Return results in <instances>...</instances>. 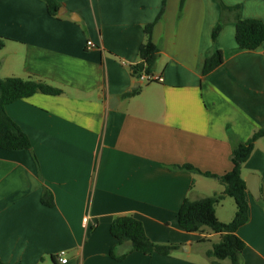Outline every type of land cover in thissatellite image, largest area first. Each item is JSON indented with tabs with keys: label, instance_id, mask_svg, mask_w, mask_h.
I'll return each instance as SVG.
<instances>
[{
	"label": "crops",
	"instance_id": "0c3cea01",
	"mask_svg": "<svg viewBox=\"0 0 264 264\" xmlns=\"http://www.w3.org/2000/svg\"><path fill=\"white\" fill-rule=\"evenodd\" d=\"M56 1L59 17L43 0H0V81L33 77L63 92L6 107L31 149H0V260L62 264L65 252L66 264H210L220 236L185 232L177 214L186 199L224 188L183 167L223 176L233 168V144L264 128V43L241 50L235 13L224 20L220 5L264 23V0ZM150 24L161 81L144 83L132 67ZM215 51L224 62L204 75ZM250 175L259 177L261 197L247 190L238 260L264 264V139L242 167L245 181ZM47 190L53 207L42 203ZM236 210L226 197L216 215L229 223ZM118 216L135 217L152 242L179 250L113 259V249L121 256L129 248L110 233Z\"/></svg>",
	"mask_w": 264,
	"mask_h": 264
},
{
	"label": "trees",
	"instance_id": "16d2710c",
	"mask_svg": "<svg viewBox=\"0 0 264 264\" xmlns=\"http://www.w3.org/2000/svg\"><path fill=\"white\" fill-rule=\"evenodd\" d=\"M48 13L51 16L59 17L61 5L56 0H43ZM219 1V0H218ZM220 2V1H219ZM223 19L226 14L235 13L236 41L241 50L255 51L264 43V23L258 19L243 20L239 17V7H228L220 2ZM237 14V15H236ZM154 24L147 25L145 31V43L141 46L139 57L140 62L132 67L133 76L139 80L142 74H153L160 51L152 40ZM221 25L213 32L214 38L218 35ZM0 40V47H3ZM224 62L221 51H215L208 55L204 66V75H208ZM41 93L50 96H59L63 92L36 78H6L0 81V149L8 151H19L31 149L29 138L22 132L20 127L7 115L6 107L19 100L30 98ZM130 94L126 95L129 96ZM264 139V128L253 133L245 143H234L231 155L233 168L223 176L201 173L197 169L186 166V170L194 171L208 178L219 181L224 190L221 194L212 197L192 201L186 199L182 204L177 220L179 227L187 233H203L210 231L220 236V240L213 244L206 256L210 264H223L229 260L231 264H239V254L244 250L245 244L238 237V230L249 221V203L247 200L246 181L242 177V167L251 157L256 142ZM182 168V167H177ZM232 198L236 204V213L229 223L221 222L216 215V207L226 198ZM262 204L264 200H260ZM42 203L48 207L54 206V198L50 191H46L42 197ZM112 237L118 245H128V251L117 256L114 249L110 256L117 260H124L132 252H139L145 255L158 254L168 256L179 250L174 244L160 245L152 242L146 235L144 225L133 216H118L110 227ZM0 264H5L0 260Z\"/></svg>",
	"mask_w": 264,
	"mask_h": 264
},
{
	"label": "water",
	"instance_id": "95a60500",
	"mask_svg": "<svg viewBox=\"0 0 264 264\" xmlns=\"http://www.w3.org/2000/svg\"><path fill=\"white\" fill-rule=\"evenodd\" d=\"M60 13L62 14V9H60ZM246 187L248 192L253 196L255 200L260 199L261 197L260 180L257 175H250L248 177V179L246 180Z\"/></svg>",
	"mask_w": 264,
	"mask_h": 264
},
{
	"label": "built area",
	"instance_id": "2783aa9c",
	"mask_svg": "<svg viewBox=\"0 0 264 264\" xmlns=\"http://www.w3.org/2000/svg\"><path fill=\"white\" fill-rule=\"evenodd\" d=\"M88 48H93L95 45L93 42L89 41L87 43ZM139 81L144 82V83H153V82H160L161 81V77L160 76H156L154 74H142L139 78ZM85 223H87V219L84 220ZM65 256V252H61L59 254V258H60V262L62 264H66L67 263V259L63 258Z\"/></svg>",
	"mask_w": 264,
	"mask_h": 264
},
{
	"label": "rangeland",
	"instance_id": "374dc122",
	"mask_svg": "<svg viewBox=\"0 0 264 264\" xmlns=\"http://www.w3.org/2000/svg\"><path fill=\"white\" fill-rule=\"evenodd\" d=\"M225 264H231V263H230V261H229V260H227Z\"/></svg>",
	"mask_w": 264,
	"mask_h": 264
}]
</instances>
